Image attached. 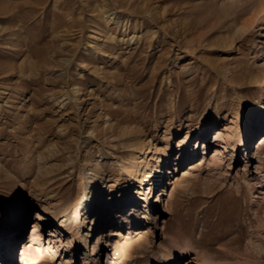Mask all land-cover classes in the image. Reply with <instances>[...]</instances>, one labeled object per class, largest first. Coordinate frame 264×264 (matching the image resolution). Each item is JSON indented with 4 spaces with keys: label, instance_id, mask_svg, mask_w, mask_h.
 Segmentation results:
<instances>
[{
    "label": "rangeland",
    "instance_id": "374dc122",
    "mask_svg": "<svg viewBox=\"0 0 264 264\" xmlns=\"http://www.w3.org/2000/svg\"><path fill=\"white\" fill-rule=\"evenodd\" d=\"M108 15L115 23L106 24ZM263 59L264 0H0V230L21 206L28 227L44 207L81 203L95 187L94 168L116 197L133 193L135 180L122 189V179L107 177L131 159L124 141L136 135L149 145L139 172L156 148L171 151L149 196L162 186L168 194L137 203L141 224L129 240L146 236L145 247L130 258L117 253L114 264H179L181 256L184 264H264V128L255 130L264 116ZM235 112L248 138L224 147L214 136ZM114 215L101 243L92 232L73 246L68 216L46 224L36 247L40 223L6 246L20 244L14 264H25L29 250L28 264H107L120 230H111Z\"/></svg>",
    "mask_w": 264,
    "mask_h": 264
},
{
    "label": "bare ground",
    "instance_id": "6f19581e",
    "mask_svg": "<svg viewBox=\"0 0 264 264\" xmlns=\"http://www.w3.org/2000/svg\"><path fill=\"white\" fill-rule=\"evenodd\" d=\"M251 22H252V20H251ZM107 23L113 24V23H115V21H113L112 17H110L108 15L106 24ZM238 31L241 33L242 28H238ZM243 31H244V29H243ZM131 38H133V35L130 37V39ZM262 63L263 64H261L259 66L264 68V59L262 60ZM229 106H231V105H229ZM238 117H239L238 113L235 112L232 115V117H229L230 118L229 120L227 119V121L225 123H223V125L221 126V129L217 130V133L214 136L217 143H218V141L219 142L223 141L224 147L227 146L229 148H231L237 144L245 145L244 139L248 138V134H247V136L245 135L243 137L240 135V130H239L240 127L238 124V119H239ZM262 118L263 119L261 120L260 124L255 127V130H257V131L264 128V116ZM125 131H126V134H130V132H131L130 130H125ZM191 132H192L191 130L187 131L185 136L181 140L178 141L177 146H181V148L183 149L188 145V143L190 144ZM208 132H209V127L205 123L202 126L201 133L199 134L198 137L202 138ZM235 136H239L240 140L238 141V143H237L236 139L234 140ZM258 139H262V140H261L260 144L257 146V148L262 149V145L264 144V134H261ZM137 140H138V138L136 135H127L124 143H126V145L128 147H130L131 149H125V150L130 151L129 153H130L131 159L125 164H124V162L121 161L122 165H123L121 172L118 170L117 171L116 170L115 171H109L110 177L109 176L107 177V179H109L110 182L113 181L114 183L118 182L119 180L122 179V186H121L122 189H127L129 187V185L131 184V181L135 180V182H137V183H136V187H135L133 193L128 194V196L124 197V198H121V196L116 197V195L112 193L113 188L111 185H109L108 189H105L104 182L106 179H104V177H102V173L98 170V168H94L93 175L97 176V178L96 179L90 178L88 182L89 183L93 182L92 185H94L95 187L93 190L88 191L87 196H86V193L83 195L81 203L80 202L79 203L78 202L72 203L71 201H69V202H66L65 205H57V204L52 205L51 204L50 206L44 207V209H43V211H41V213L36 214L37 218H38V222L35 221L34 223L30 224L28 227H26L27 222H24V221L19 222V220L23 216V213L25 212L24 207L21 206L19 208L20 214L18 216L15 215V219H14L15 221L12 222L13 226L10 229H8L7 232H3L2 230H0V264H5L6 262L14 264V262L18 260V258L20 256V254H19L20 244H19V247H16L17 249H14V250H12V248H10V249L7 248L6 245L12 244L11 245V247H12L16 240L22 239V238H24V240H25L26 238L30 237L31 228L35 227L34 224H36V225H39L38 223L41 224L38 231L33 235L37 238L36 239L37 243H36V245H34V247H36L37 245H40L42 239L44 240V242H46V237L44 234V227L46 224H49L51 222H55L59 226H61L63 224L64 220L66 218H68V216L71 219V230L68 233V237L71 239V242H73L72 243L73 246L75 245L76 248L78 246H80L81 241H83V239H85L92 232H98L97 233V235H98L97 242L101 243L103 238H105V239L108 238V236L106 234V228L105 229H102V228L105 226L104 224L106 223V219H105L106 215L111 210L115 211L114 219H112L113 223L111 224L115 227L113 229L111 228V230H114L115 228H120V230H115L116 233L114 235V238H115L114 241H116V242L113 245H115V248H116L115 252L116 253L115 254H112V253L108 254L107 264H114L115 263L117 253L122 255L124 258H130V256L132 255L131 252L133 249L137 250L138 248L145 247L144 242L147 238L146 236H139L134 241L129 240V239H131L130 234H132L136 230L132 226H134L135 222H136V225L141 224L135 220V217L137 215L136 206H137V203H140L143 206L144 201L146 200V197H149V199H153L155 197V194H157L159 192V190L161 193L156 195L155 201L157 199H160V197H161L160 195L168 194V192L165 193V190H166L165 186H162V188H160L159 190L158 189H156L157 191L155 190V192L151 195V198L149 196L151 194V192L155 189L157 184H159L158 187L161 186L160 185V184H162L161 183L162 181H160L161 174L164 173V169L166 168V165L168 164V159H171L172 156H170L171 151L169 149H157L156 148V151L159 152V155H157L155 157L153 156L154 158H152L151 162H149L150 165H149V167H147L148 168L147 171H141L140 170V172H139L140 166H144V165L146 166V164H148L147 162H143V158H144L143 156L147 152V150L145 151V149L147 147H149V145H147V147H146V146H144V144H142L140 142L141 140L140 141H137ZM235 143H237V144H235ZM218 152H220V150ZM184 156H185V153H183V151H182L179 154V156L175 159V161L179 162L180 160H182L184 158ZM207 160H209V159H207ZM210 160H211V158H210ZM214 161H215V156L212 159V162H214ZM217 161H218V159L216 160V162ZM212 162H211V165H213ZM218 162H220V161H218ZM119 165H121V164H119ZM194 165L192 166V164H191L190 168L192 170H193V168H195ZM207 165L209 166L210 163ZM119 168H120V166H119ZM186 179L188 180L187 177L185 178V180ZM173 184H174V182H173ZM135 202H136V204H134ZM69 205H71V210H68L69 207H67V206H69ZM80 209L81 210L83 209V211L85 212L83 215L81 214ZM147 211H149V208L148 209L146 208V210H144V213L146 214ZM86 214H88V215L91 214V217H93V218L90 217V219H89L90 220L89 221L90 226L86 230V232L84 234H82V232H79V226L85 220V218L82 219V216L86 217ZM123 214H125L127 216L126 219L123 217ZM80 215H82V216H80ZM94 215H95V217H94ZM59 219H61V220H59ZM126 231H127V233H126ZM137 235H138V233H137ZM37 236H39V238ZM116 238H120V240L118 241ZM6 240L7 241L9 240V242H7L8 244H6ZM47 244H48L49 251L51 253L55 254V250H54L53 246L50 245V242ZM99 247H101V245H95V248L93 249V251L95 250V253L97 255H98V253L99 254L101 253L100 252L101 249ZM97 248H98V250H97ZM30 252L31 251L29 250L25 264H28V262H30V258L32 256H34L33 253L35 251L33 250L31 255H30ZM11 253L14 254L13 255L14 260L10 259L11 258L10 255L12 256ZM182 259H183V256H181L180 259L178 260L179 264H184V262H182ZM201 261L205 262V263L207 262L206 260H201Z\"/></svg>",
    "mask_w": 264,
    "mask_h": 264
}]
</instances>
